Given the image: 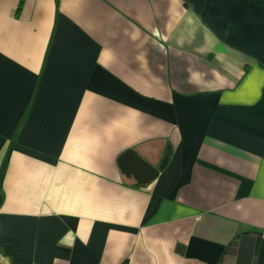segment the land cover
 Listing matches in <instances>:
<instances>
[{
    "label": "crops",
    "instance_id": "1",
    "mask_svg": "<svg viewBox=\"0 0 264 264\" xmlns=\"http://www.w3.org/2000/svg\"><path fill=\"white\" fill-rule=\"evenodd\" d=\"M0 264H264V0H0Z\"/></svg>",
    "mask_w": 264,
    "mask_h": 264
},
{
    "label": "water",
    "instance_id": "2",
    "mask_svg": "<svg viewBox=\"0 0 264 264\" xmlns=\"http://www.w3.org/2000/svg\"><path fill=\"white\" fill-rule=\"evenodd\" d=\"M170 150L168 149L159 167H156L129 148L121 152L117 158L120 171L126 176H133L137 184L144 185L156 178L159 170L165 165Z\"/></svg>",
    "mask_w": 264,
    "mask_h": 264
}]
</instances>
